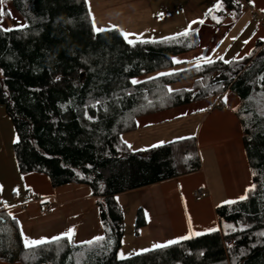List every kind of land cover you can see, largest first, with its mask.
I'll list each match as a JSON object with an SVG mask.
<instances>
[{"label": "trees", "instance_id": "1", "mask_svg": "<svg viewBox=\"0 0 264 264\" xmlns=\"http://www.w3.org/2000/svg\"><path fill=\"white\" fill-rule=\"evenodd\" d=\"M225 1L241 11L234 0ZM3 3L23 24L0 27V106L17 135L18 169L47 176L53 188H89L104 239L76 245L64 238L25 248L17 222L0 209V261L264 264V43L242 61L187 67L172 59L200 46L204 25L187 37L129 44L118 30L94 32L85 0ZM141 76L145 82H130ZM185 81H192V89L170 90ZM226 91L240 99L236 115L255 188L246 199L216 209L219 233L118 259L124 225L115 196L201 168L193 139L133 151L122 136L137 128L140 117ZM143 222L138 210L137 227ZM232 238L225 251L222 241Z\"/></svg>", "mask_w": 264, "mask_h": 264}, {"label": "crops", "instance_id": "2", "mask_svg": "<svg viewBox=\"0 0 264 264\" xmlns=\"http://www.w3.org/2000/svg\"><path fill=\"white\" fill-rule=\"evenodd\" d=\"M85 1L91 22L109 23L106 24V28L113 26L110 29H116L121 32L120 34L132 33L130 38H135L131 40L134 42L163 40L136 41L137 36L134 31L143 30L137 25L142 23L143 27L146 26L150 16L156 18L160 16L161 11L167 12L171 6L180 2V0H173L174 2L171 0ZM162 1L165 4L161 5ZM201 1L207 4L210 0H196L193 4L204 19L201 25H204L201 36L203 39L198 47L199 50L178 55L172 59V62L187 65L203 60L197 57L212 56L215 52H218L217 60L224 63L236 61L247 45L245 41L250 34L264 29V26L255 21L253 15L256 12L264 16V0H254L251 3L249 0L246 9L249 18L243 20V26L233 41L214 43L210 39L221 35L218 30L222 25L207 23L205 10L201 8L205 2ZM157 8L161 10L158 14H156ZM238 14L236 13L235 16L237 17ZM226 19L229 20L228 17ZM238 19L228 30L232 29ZM259 34L264 36V33L259 32ZM124 41L128 42L125 39ZM258 42L264 43L256 41L249 51L250 55ZM206 47L209 49L207 54H204ZM133 80L139 81L135 84H140L145 82L146 78L141 76L130 82L132 83ZM182 89L184 88H173L171 91ZM221 102L224 103V107L220 109L207 106V102L198 107L199 101L167 109L159 120L149 121L148 124L138 126L132 131L141 135L134 145L130 143L134 146V151H144L175 141L193 139L201 168L187 175L115 196L120 208L133 205L135 211L141 210L144 220L143 225L137 227L135 215L131 230L127 232L124 219V234L117 253L119 256L122 253L123 257L127 254L123 259L159 249L154 247L157 244L163 245L173 240H179L178 243H181L219 233L220 225L216 209L228 205L226 201H242L240 197L247 195L246 190L252 186V177L242 143L241 124L236 115L240 99L233 92L226 91L221 95ZM191 121L193 123L189 129L188 124ZM16 142L14 127L4 108L0 106V209L17 222L23 246L25 247V238L32 241L42 238L51 240L68 232L69 229H74L72 240L76 245L86 244L96 237H103L99 213L89 188L74 184L53 188L48 177L43 174L20 173L13 153V145ZM195 193L200 194L199 201L195 199ZM210 229L215 231H209ZM195 233L201 234L195 235ZM185 236L191 238L179 239ZM125 237H127L126 241ZM171 245L173 244L168 246ZM0 264L8 263L0 261Z\"/></svg>", "mask_w": 264, "mask_h": 264}, {"label": "rangeland", "instance_id": "3", "mask_svg": "<svg viewBox=\"0 0 264 264\" xmlns=\"http://www.w3.org/2000/svg\"><path fill=\"white\" fill-rule=\"evenodd\" d=\"M171 2H174V1L171 0ZM195 2H196V0H180L179 3L174 4V6H171V8L167 12L161 11L159 8H157L156 14H158L161 11L159 13L160 16H157L156 18H153V16H150L148 24L144 27H143L142 23H139V25H137V26H140V28H142L144 31L139 30V29L134 31L135 36H137L136 41L168 39V38L175 37V35L183 33L185 30L188 29V26L191 24L192 21L200 20L203 18L202 16L199 15L198 11H196V9L193 7V4ZM201 2H205V1H201ZM216 3H217V0H210V2H208L207 4L205 2L203 4V6H201V8H204L205 13H206V12H208V10L210 8H214ZM160 4L161 5L165 4V2L162 1V3H160ZM222 4H223L222 10L214 12V15L219 18L220 23H216V21L213 20L211 16H208L207 18H205L207 23H212V24H216L219 26L222 25L221 28L218 30L221 35L216 36L215 38L211 37L212 39H210V41L212 43L233 41V39L237 37L238 32L240 31L241 27L243 26L242 25L243 20L244 19L246 20L247 18H249L247 16L246 10L244 8L241 9V11H237L236 8H229V6L225 0H222ZM165 6L166 5H164V7ZM0 9H2L6 13L5 15L0 16V27L1 28L7 29V30H12V29H17V28L22 27L23 24L20 22V20H18V18H16V15L11 10H8V13H10V15L7 14V8H5L4 3H0ZM161 13H162V15H161ZM236 13H239L237 17L235 16ZM239 16H241L240 19H238ZM227 17L229 18V20H228L229 22L226 19ZM237 19H238L237 23L232 27V29L228 30V28L230 26H232L233 23H235V21ZM95 20L102 22L101 20H98V19H95ZM255 21L257 23H259L258 20H255ZM91 24H92V28H93L94 32H102V31L112 30V29H110V27H113V26H110V27L106 28V26L109 23L99 24L97 22L92 21ZM199 25H201V24H192V28L197 29L199 27ZM260 25L264 26L263 24H260ZM163 28L165 30H163ZM97 29H102V31H97ZM118 32L121 33L120 31H118ZM259 32L264 33V29H262L261 31H258L256 33L250 34V36L247 40L248 41L247 45L243 48V50L241 51L239 56L236 58V61H242V60L246 59V57H248V55H250L249 51L252 49V46L254 45V43L256 41L264 42V40H263L264 36H261L259 34ZM125 33H127V32H125ZM125 33H123L121 35H122L123 39H125L126 41L135 39V38H130V34H132V33H127L129 35L127 36V38H125V35H124ZM224 34H225V36H224ZM134 43H138V42H134ZM208 49H209V47H206L205 52L202 51V54H203V52L205 54ZM198 50H199V48H197V51ZM209 52L210 51H208V53ZM203 57H210L212 61H215L218 59L219 56H218V52H215L212 56L204 55ZM197 58H202V57H197ZM197 64L202 65V64H209V63H206L205 60L203 59V60H197L195 62L188 63L185 66H190V65L192 66V65H197ZM192 87H193L192 81H186V83H181L178 86L175 85V86L170 87V90L173 88H175V89L184 88L186 90H189V89H192ZM220 98H221V96H216V95L215 96H209L208 98L199 101L198 107L204 105L205 102H207V106H209V107L213 106L214 108L220 109V108L224 107V103L223 102L220 103ZM163 112L164 111L159 112V113H155V115L152 114L153 115L152 117L144 116V117L138 118L136 121L137 127L138 126L141 127L145 124H148L149 121L159 120L160 117L162 115H164V114H162ZM148 116H151V115H148ZM192 123H193V121H191L188 124L189 129H190V127H192ZM134 134L135 133L130 132V133L122 136V140L127 146L131 145L130 143H133V145H134V142H138L137 138L141 137V135H138V134L134 135ZM133 147L134 146L131 145L130 149L134 151L135 149ZM131 204H132V202H131ZM127 207L128 208H126V207L122 208L121 207L122 208L121 210L123 213V221L125 219V223L127 226V232H128L129 230H131V228H130L131 224L133 223L134 217H135V215H137L138 211H135V207L133 205H129ZM126 238L127 237H125V241H126ZM231 240L234 242L235 238H232ZM129 247H130V245L128 244V248ZM121 254L122 253H120V256L117 255L119 259H123V258L127 257L126 256L127 254H124L125 256L123 258H121Z\"/></svg>", "mask_w": 264, "mask_h": 264}, {"label": "snow or ice", "instance_id": "4", "mask_svg": "<svg viewBox=\"0 0 264 264\" xmlns=\"http://www.w3.org/2000/svg\"><path fill=\"white\" fill-rule=\"evenodd\" d=\"M235 2L238 3L239 0H235ZM251 2H254V0H250V3ZM0 3H3V0H0ZM222 8H223L222 0H217V3L214 6V8H210L208 10V12L205 13V18H207L208 16H211L212 19L216 21V23H220L219 18L214 15V12L215 11H220V10H222ZM5 14L6 13L2 9H0V16H3ZM7 14L10 15V13H7ZM203 23H204V19L192 21L191 24L188 26V29L185 30L183 33H180L179 35L187 37L191 33H197L198 34L199 29H193L192 28V24H201L202 25ZM97 31H102V29H97ZM124 35H125V38H127V36L129 34L125 33ZM128 43L133 44L134 41L129 40ZM245 43H248V41H245ZM202 59H204L206 63H209V64L214 63V61H212L210 57H202ZM220 59H223V57H220ZM176 62H180V61H176ZM225 62L227 63L228 61H225ZM262 79H264V78H262ZM132 83H134V84L135 83H139V81L133 80ZM225 103H227V98L226 97H225ZM128 147L130 148L131 145H128ZM253 175H255V173H253ZM254 188H255V185L251 186V188L246 190V191H251ZM246 198H247L246 196H241L240 197L241 200H244ZM225 203L226 204H232V203H236V201H226ZM189 223H191L190 219H189ZM209 231H215V229H210ZM200 234L201 233H195V235H200ZM73 235H74V229H69L68 232L63 233L60 236L53 237L51 240H48L46 238H42L41 240L32 241V240H29V239L25 238L24 244H25V247H33V246H38L40 244H45V243H51V242H54V241H59V240L64 239V238H67L69 240V242H72ZM262 235H264V233H262ZM189 238H191V237L185 236V237H181L179 239L182 240V239H189ZM103 239H104L103 237H96V238H94L93 241H88L86 243L91 244V243H95V242L101 241ZM178 242H179V240H173V241L167 242V244H163V245L157 244L154 247H157V248L167 247L170 244H175V243H178ZM121 258H123V254H121Z\"/></svg>", "mask_w": 264, "mask_h": 264}, {"label": "built area", "instance_id": "5", "mask_svg": "<svg viewBox=\"0 0 264 264\" xmlns=\"http://www.w3.org/2000/svg\"><path fill=\"white\" fill-rule=\"evenodd\" d=\"M234 2H235V0H234ZM235 3L241 5V8H242V9L244 8V9L246 10V9L248 8L247 4L244 3V2L241 1V0H239L238 3H237V2H235ZM253 15H254V18H255L256 20L259 21L260 24H263V25H264V16L259 15V14L256 13V12H254ZM194 196H195V199H196L197 201L200 200V194L195 193ZM222 245H223L224 250L226 251V250H228V249H230V248L232 247V245H233V241H232V240H223V241H222Z\"/></svg>", "mask_w": 264, "mask_h": 264}]
</instances>
